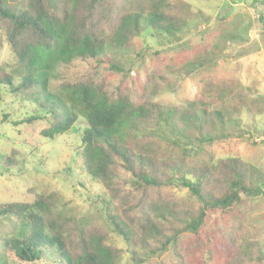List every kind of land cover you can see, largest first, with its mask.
I'll use <instances>...</instances> for the list:
<instances>
[{
    "label": "trees",
    "instance_id": "1",
    "mask_svg": "<svg viewBox=\"0 0 264 264\" xmlns=\"http://www.w3.org/2000/svg\"><path fill=\"white\" fill-rule=\"evenodd\" d=\"M183 8L194 16L185 3L177 7L168 0H0V41L11 58L9 69L0 67V86L35 103L23 122L47 120L45 139L75 130V120L85 119L76 155L104 189L109 227L131 250L155 255L170 247L177 264L197 254L205 260L191 264H210L213 249L200 231L218 212L221 224L212 247L224 264H264V251L246 222L249 201L264 195V172L239 156L215 157L209 150L214 140L246 131L240 127L243 114L255 121L264 113V93L244 84L239 65L232 75L217 68L223 46H214L208 57L190 53L188 41L185 48L182 43L168 48L174 55L163 65L165 73L139 53L137 60L124 57L142 32L180 29L183 21L173 10ZM223 20L230 29L238 25ZM218 32L225 33L222 44L244 39L227 27ZM144 50L154 57L167 51ZM73 62L87 63L89 70L76 80L60 78L58 67ZM192 62L198 64L193 71H202L195 97L181 107L154 101V94L170 85L165 74ZM101 67L119 76L110 91ZM36 88L46 89L53 103L31 96ZM0 163L8 173L17 161L7 156ZM57 206L52 193H37L31 203L1 202L0 220H24L25 229L1 239L0 250L16 264L44 258L56 264H119L120 250L108 244L107 230L76 226Z\"/></svg>",
    "mask_w": 264,
    "mask_h": 264
},
{
    "label": "rangeland",
    "instance_id": "2",
    "mask_svg": "<svg viewBox=\"0 0 264 264\" xmlns=\"http://www.w3.org/2000/svg\"><path fill=\"white\" fill-rule=\"evenodd\" d=\"M168 1L177 7L184 6L185 3L194 16L185 14L186 9L184 8L173 10L174 15H179L183 21L181 28L178 30L169 28L166 31L152 33V35L150 31L142 32L136 43L126 49L125 58L137 60L136 55L139 53L148 63L154 61L158 65L156 67L165 73L163 65L171 63L174 55V51H168V48L176 49L180 43L185 48L188 41L192 43L191 47H193L190 49L192 50L190 53L194 51L198 55L208 57L209 51L214 49V46H223L222 56L224 57L220 58L222 59L221 63L220 60L217 62V68L224 71L230 70L229 74L232 75L236 65H239L244 84L249 85L252 89L255 88L252 90L254 93H264L263 0H261L262 3L257 2L259 0ZM260 16L261 20H259ZM223 18L233 19L238 25L231 26L232 29H230L227 25L229 20L221 21ZM248 23L251 26L247 28L246 34H243ZM226 27L229 31L243 37V41L222 44L221 35L225 33L219 37L220 33H217V30L220 29L223 32ZM197 39H202V42H197ZM146 47L151 48L153 52L164 49L167 51L154 57L152 53L149 54L144 50ZM10 59L9 46L4 40H1L0 67L9 69ZM197 65L196 62H192L183 66L180 72L166 73L170 85L164 86L156 92L153 100L167 106L179 107L183 106L186 101L192 100L198 90L197 78L202 72L200 69L193 71ZM88 70L89 65L81 62H73L72 66H59L57 69L60 78L70 80L78 79ZM99 71L101 75L107 76L110 82L108 91L112 90L116 86L119 76L109 75L103 67ZM188 71L189 74L186 75L185 73ZM54 74H56V70ZM135 76L134 72L131 73V77ZM143 81L144 76L142 75ZM50 87H52L51 84ZM32 93L31 96H40L48 105L53 103L45 97L44 94L49 95L46 89L44 91L42 88L37 91L36 88ZM34 107L33 101L16 99L7 92L6 86H0V159L13 156L17 161V164L8 173L4 171L0 163V203L3 201L31 203L37 193H52L58 200L57 208L63 210L76 226L86 228L90 225H97L107 230L108 244L120 250L119 264H177L179 258L170 247L163 253L150 255L144 250H131L120 237L112 232L103 207L104 202L108 200L104 195V189L101 184L83 171L81 158L76 155V152L81 148L80 135L86 126L85 119L80 116L75 120L73 126L75 130H70L54 139H45L41 131L48 126L47 120L39 119L32 125L23 122L32 114ZM254 120L250 115L243 114L240 127L246 131L235 130L233 135H229L227 138L214 140L210 144L209 150L215 157L239 156L264 172V113ZM184 192L183 190L181 193ZM249 202L252 210L248 214L246 222L254 235L252 239L258 241L264 251V195ZM21 221L24 220L17 219L11 222H8L7 219L0 220V240L4 237L17 235L22 229H25L24 223ZM220 224L221 216L215 212L213 216L207 217L200 231L203 241L206 243L209 241L208 247L213 249V258L209 262L210 264H224L223 255L218 254L212 247L214 231L220 229ZM186 240L192 241L189 236L186 237ZM232 251L234 254L236 253L235 250ZM200 257L197 254V257L193 256L191 259L183 260L184 262L182 261L181 264H191L196 259L197 262L199 259L205 260L204 255ZM0 264L16 263L9 255L0 250ZM37 264H56V262L44 258Z\"/></svg>",
    "mask_w": 264,
    "mask_h": 264
}]
</instances>
